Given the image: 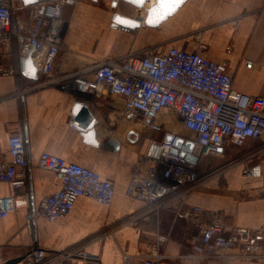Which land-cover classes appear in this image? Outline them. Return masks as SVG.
Returning <instances> with one entry per match:
<instances>
[{"label": "crops", "instance_id": "0c3cea01", "mask_svg": "<svg viewBox=\"0 0 264 264\" xmlns=\"http://www.w3.org/2000/svg\"><path fill=\"white\" fill-rule=\"evenodd\" d=\"M18 2L16 10L27 13L22 1ZM115 14L137 19L145 18L146 11L122 0H69L63 12V49L55 60L53 76L153 48L161 52L171 47L194 50L195 36L201 32L206 46L204 56L227 63L234 90L264 97V0H187L160 27L142 22L130 28L132 32L112 27ZM246 61L253 62V67L247 68ZM4 70H13L14 74H3ZM31 71L21 61L15 41L5 47L0 56V153L9 158V137L22 128L29 169L25 178L18 177L12 184L0 183V198L26 196L30 208L0 219V264L22 256L32 246L51 254L83 248L93 257L65 258L49 264H145L148 249L158 236L167 239L160 246L164 257L160 264H261L242 259L239 249L219 252L212 259L192 258L191 243L197 229L175 214L178 206H199L206 214H223L231 225L260 228L264 222V178L245 176L244 170L255 161L243 160L258 141L225 147L219 155L226 161L224 165L208 174L198 173L202 179L198 191L189 194L185 202H174L155 215L146 211L143 203L128 197L126 188L138 158L147 153L152 139L184 135L178 116L161 117L163 131L154 133L140 121L124 116L120 98L67 92L58 87L18 96V92L43 80L27 76L33 74ZM77 102L85 103L95 118V143L87 139L86 131L74 126L73 108ZM44 152L111 181L115 189L112 205L105 207L83 197L67 216L54 222L41 218L30 232L26 214L61 187L58 174L37 166ZM134 216H138L134 225L124 224Z\"/></svg>", "mask_w": 264, "mask_h": 264}, {"label": "built area", "instance_id": "2783aa9c", "mask_svg": "<svg viewBox=\"0 0 264 264\" xmlns=\"http://www.w3.org/2000/svg\"><path fill=\"white\" fill-rule=\"evenodd\" d=\"M68 1H43L27 7L26 17L21 19L14 13L13 0H0V56L5 47L15 41L25 68L32 70L33 74L27 76L43 78L18 92V96L46 87H58L67 92L120 98L124 116L140 121L145 129L154 133L163 131L161 117L178 116L181 126L192 136L171 134L170 142L165 138L152 139L147 153L138 158L133 168L126 188L128 197L143 203L146 211L159 215L174 202L183 203L189 194L199 190L202 179L197 165L180 155L183 148L176 146L179 138L200 146V159L217 157L230 144L243 147L248 140L258 141L243 158L244 161H255L253 166L244 170V175L264 178V97L234 90L233 75L227 63L204 56L206 46L201 32L195 36L194 50L171 47L161 52L153 48L98 61L90 68H79L55 77L52 72L63 49L66 26L63 12ZM121 29L132 32L130 28ZM34 63L37 64L32 68ZM245 64L247 68L254 65L251 61ZM2 73L14 74L13 70ZM8 156L0 153V183L3 184H12L18 177L27 176L29 163L22 128L15 129L10 135ZM37 166L58 174L61 187L26 214L30 232L41 218L54 222L67 216L83 197L105 207L112 205L115 197L113 183L97 172L48 152L41 154ZM29 208L26 196L2 197L0 219L19 209ZM175 214L197 229L191 243L192 258L212 259L219 252L239 249L242 259L264 264V222L257 229L238 227L226 222L223 214H206L199 206L189 209L178 206ZM137 219L138 216L130 217L124 220V224L134 225ZM166 242V237L158 236L148 249L144 263L160 264L164 259L160 246ZM65 258L93 259L83 248L51 254L42 247L32 246L24 252L21 263L49 264Z\"/></svg>", "mask_w": 264, "mask_h": 264}, {"label": "water", "instance_id": "95a60500", "mask_svg": "<svg viewBox=\"0 0 264 264\" xmlns=\"http://www.w3.org/2000/svg\"><path fill=\"white\" fill-rule=\"evenodd\" d=\"M24 7H30L34 5H39L43 1L51 0H21ZM187 0H181L177 4L174 10H170V6L162 3V0H142V2H133V0H122V2L129 4L135 8L145 10V18H129L122 16L120 14H115L113 18L112 27L118 29L119 27L128 26L129 28H137L141 25V21L148 27L157 28L160 27L167 19L175 15L178 10L184 5ZM146 4H150L149 8H146ZM114 6H117V2L114 3ZM44 8H42L43 11ZM73 116L75 117L74 126L79 127L83 131H86V137L92 143H95V118L89 111L87 105L82 102H77L73 108ZM172 135L169 134L166 136L165 141L170 142L172 140ZM177 148H183V151L180 153L181 156L185 157L187 161L192 164L198 165L201 157L202 148L196 146L192 141H185L183 138H179L176 143ZM177 152V150H176ZM194 154H190L193 153ZM189 153V154H186ZM23 261V255L12 258L5 261L3 264H20Z\"/></svg>", "mask_w": 264, "mask_h": 264}, {"label": "rangeland", "instance_id": "374dc122", "mask_svg": "<svg viewBox=\"0 0 264 264\" xmlns=\"http://www.w3.org/2000/svg\"><path fill=\"white\" fill-rule=\"evenodd\" d=\"M19 0H13L14 2V6H18V2ZM15 15L19 16L21 19H24L26 17V11L25 10H15L14 11ZM66 23V21H65ZM66 28V26H65ZM65 31V29H64ZM179 128V127H177ZM177 130V129H175ZM178 132V131H176ZM184 135L183 136H187V137H191L192 134L184 129H182L181 131ZM257 145H254L253 147H255ZM200 164L199 166L197 167V170H198V173H203L202 171H207L206 173H210V172H213L215 170H217L219 167H221L222 165H224V163L226 162L223 157H220V156H217V157H207V158H203L200 160ZM205 173V174H206ZM204 175V173H203ZM201 176V175H200Z\"/></svg>", "mask_w": 264, "mask_h": 264}, {"label": "snow or ice", "instance_id": "6c2138e0", "mask_svg": "<svg viewBox=\"0 0 264 264\" xmlns=\"http://www.w3.org/2000/svg\"><path fill=\"white\" fill-rule=\"evenodd\" d=\"M133 2H142V0H133ZM180 2L181 0H162V3L170 6V10H174L175 6Z\"/></svg>", "mask_w": 264, "mask_h": 264}, {"label": "bare ground", "instance_id": "6f19581e", "mask_svg": "<svg viewBox=\"0 0 264 264\" xmlns=\"http://www.w3.org/2000/svg\"><path fill=\"white\" fill-rule=\"evenodd\" d=\"M137 19H140L139 17L137 18ZM143 19V18H142ZM143 21H141V23H142Z\"/></svg>", "mask_w": 264, "mask_h": 264}, {"label": "trees", "instance_id": "16d2710c", "mask_svg": "<svg viewBox=\"0 0 264 264\" xmlns=\"http://www.w3.org/2000/svg\"><path fill=\"white\" fill-rule=\"evenodd\" d=\"M25 8H27V7H25Z\"/></svg>", "mask_w": 264, "mask_h": 264}]
</instances>
